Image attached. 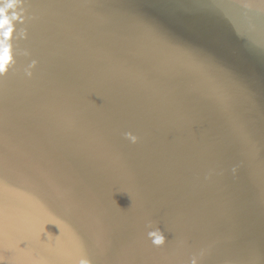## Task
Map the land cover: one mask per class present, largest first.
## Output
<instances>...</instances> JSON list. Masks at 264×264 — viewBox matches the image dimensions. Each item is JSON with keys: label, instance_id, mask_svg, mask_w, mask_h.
Returning <instances> with one entry per match:
<instances>
[{"label": "water", "instance_id": "obj_1", "mask_svg": "<svg viewBox=\"0 0 264 264\" xmlns=\"http://www.w3.org/2000/svg\"><path fill=\"white\" fill-rule=\"evenodd\" d=\"M7 15L0 264H264V0Z\"/></svg>", "mask_w": 264, "mask_h": 264}, {"label": "clouds", "instance_id": "obj_2", "mask_svg": "<svg viewBox=\"0 0 264 264\" xmlns=\"http://www.w3.org/2000/svg\"><path fill=\"white\" fill-rule=\"evenodd\" d=\"M15 5H16V0H10V2L0 7V13H3V17L0 18V29H6L4 32L0 33V35L4 36L5 38H10L13 32V27L11 26V19L9 18L7 13L8 10L14 8ZM10 59L11 56L9 54L8 48H4L0 50V72L6 70L7 63ZM33 64H35V61H33ZM27 75L31 76V72L29 71ZM126 135L131 140L132 143L135 144L138 142V137L132 136L130 133ZM148 237L151 239L152 244L158 247L166 244L167 242V237L164 231L160 228H155L152 231H149ZM79 264H91V261L87 259H81L79 261ZM191 264H197L196 259H193Z\"/></svg>", "mask_w": 264, "mask_h": 264}]
</instances>
